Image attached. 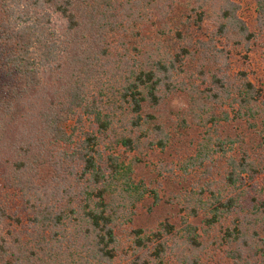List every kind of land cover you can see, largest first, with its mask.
<instances>
[{
    "label": "trees",
    "instance_id": "obj_1",
    "mask_svg": "<svg viewBox=\"0 0 264 264\" xmlns=\"http://www.w3.org/2000/svg\"><path fill=\"white\" fill-rule=\"evenodd\" d=\"M255 2L264 33V0ZM184 8L209 34L183 32ZM238 11L234 0H0V264H164L173 242L185 247L179 264H200L186 251L204 240L187 219L182 230H132L133 252L117 232L150 189L133 177L141 159L116 150L165 149V109L183 92L179 123L213 130L186 167L214 176L225 161L221 180L183 194V207L190 217L204 209L228 264H264L262 145L218 128L233 121L223 106L251 127L264 115L262 88L228 69L230 39L249 48L258 34ZM196 54L203 85L186 77Z\"/></svg>",
    "mask_w": 264,
    "mask_h": 264
},
{
    "label": "rangeland",
    "instance_id": "obj_2",
    "mask_svg": "<svg viewBox=\"0 0 264 264\" xmlns=\"http://www.w3.org/2000/svg\"><path fill=\"white\" fill-rule=\"evenodd\" d=\"M239 4L238 15L246 23L251 31L258 33L252 39L249 48L246 43H235L234 38L225 47L229 50L228 69L235 74L239 71H247L249 78L264 91V33L258 32L257 6L255 0H234ZM180 24L185 33L204 35L210 32L209 24H196L195 15L191 13V18H187L190 9H181ZM180 15V14H179ZM226 40L219 45L225 46ZM186 77L189 82L203 85L201 74L198 71L200 61L198 54L191 56L186 61ZM202 87V86H201ZM189 101L187 92L178 93L169 104V109H165L164 121L168 122L170 131V141L165 149L149 148L142 153H129L123 147H119L116 152L125 160L130 161L134 155L141 159V162L134 166L133 177L136 183H143L150 190L137 207L129 211V218H121L117 222L118 236L133 252L132 230L142 228L145 231L156 230L161 222H172L176 224L177 230H182L186 226L185 219L193 225H197L204 240L205 246L191 254L186 251L192 260L198 258L200 264H228L223 249L219 247L220 233L218 228L208 227L204 222L203 210L199 209V215L190 217V213L183 207V194H197L200 189H206L207 183L215 184L220 181L225 170V161H219V171L213 175H207L203 168L186 167L187 159L194 156L197 146L206 134H213V130L208 131L207 127H201L193 118H187V124H180L179 117L186 115L189 111ZM224 111H230L233 121H222L219 131L222 135H231L233 138H240L243 145L250 149L251 146L262 145L260 151L264 152V115H262L257 126H249L244 121L236 120L239 116L232 107L223 106L220 108V116ZM238 149L235 153L238 154ZM158 194V202H155V195ZM208 194V193H207ZM205 194L204 196H207ZM174 250L168 252L164 257V264H179L181 252L185 248L173 242ZM127 256L118 258L115 264H127Z\"/></svg>",
    "mask_w": 264,
    "mask_h": 264
}]
</instances>
